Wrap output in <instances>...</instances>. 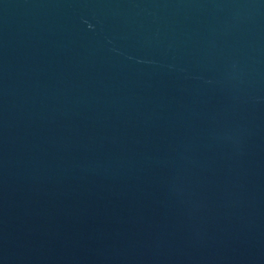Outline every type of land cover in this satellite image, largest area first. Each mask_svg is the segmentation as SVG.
Listing matches in <instances>:
<instances>
[{"label": "water", "instance_id": "1", "mask_svg": "<svg viewBox=\"0 0 264 264\" xmlns=\"http://www.w3.org/2000/svg\"><path fill=\"white\" fill-rule=\"evenodd\" d=\"M0 264H264V0H0Z\"/></svg>", "mask_w": 264, "mask_h": 264}]
</instances>
